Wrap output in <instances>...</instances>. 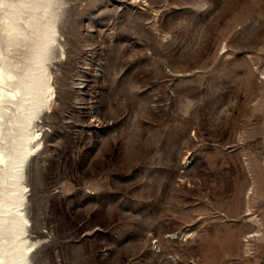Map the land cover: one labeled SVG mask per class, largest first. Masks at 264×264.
<instances>
[{
  "label": "rangeland",
  "instance_id": "obj_1",
  "mask_svg": "<svg viewBox=\"0 0 264 264\" xmlns=\"http://www.w3.org/2000/svg\"><path fill=\"white\" fill-rule=\"evenodd\" d=\"M53 3L40 148L23 180L0 163L6 225L25 196L23 264H264V0ZM40 14L6 50L20 72Z\"/></svg>",
  "mask_w": 264,
  "mask_h": 264
},
{
  "label": "bare ground",
  "instance_id": "obj_2",
  "mask_svg": "<svg viewBox=\"0 0 264 264\" xmlns=\"http://www.w3.org/2000/svg\"><path fill=\"white\" fill-rule=\"evenodd\" d=\"M15 2L16 0H0V139L6 141L9 138L16 139L15 144L12 142L14 151H7V145L1 146L0 163L6 165L8 162H14L13 169H17L18 179L23 180L29 159L40 148V143L37 141L38 134L29 130V124L39 118L41 112L48 109L50 105L49 97L52 93L45 64L53 59L56 24L61 13L52 10L51 6L54 4V0H21L18 4H15ZM31 6L34 10L42 9L43 14H40L41 16H36L30 22L29 20L26 21L32 26L40 42L38 45L35 44L31 63L20 72L21 68L16 64L17 62L11 60L6 50L19 35L23 34L22 27L17 21L20 18L21 11ZM44 18L45 21H43ZM17 67L19 70H17ZM14 111L24 116L23 119L19 120L21 123L20 129H17V127L18 131H15L16 133L7 132L8 130L3 132L2 125L13 115L15 117L16 114L10 117L11 112ZM8 143L10 144V142ZM25 189L23 187L22 190ZM24 199L25 196L21 195L18 204V207L21 208L17 210L14 218L10 220L11 222L9 221V225H6L8 223L7 219L0 216V229L10 228L13 235H15L11 247L1 251L0 264H23L28 259L27 241L23 237L19 238L25 231L27 222L24 212L26 208H22L25 205ZM0 205V212H5V209L2 210V204ZM10 251H16V254L7 259L4 252Z\"/></svg>",
  "mask_w": 264,
  "mask_h": 264
}]
</instances>
